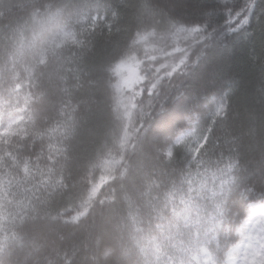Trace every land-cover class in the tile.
<instances>
[{
  "label": "trees",
  "instance_id": "obj_1",
  "mask_svg": "<svg viewBox=\"0 0 264 264\" xmlns=\"http://www.w3.org/2000/svg\"><path fill=\"white\" fill-rule=\"evenodd\" d=\"M22 2L25 6L14 13L11 23L0 21V124L6 125L22 115L26 126L31 115L46 126L61 119L63 113V118L74 121L75 133L66 142L70 145L64 168L67 188L41 206L35 222L29 221L18 229L23 241H9L12 258L23 256L22 242L36 239L41 247L30 258V264H113L131 228L129 210H137L147 228L149 209L142 193L150 182L169 180L161 175V170L170 166L162 161L160 150L188 136L194 126L202 132L219 102L228 105V113L213 127L211 158L215 160L221 153L227 157L229 149L235 148L242 168L253 171L264 163V0H256L246 31L226 34L204 49L187 75L175 81L163 106L153 110L135 138V147L126 150H121L118 143L122 122L112 110L106 65L122 54L139 56L146 66L152 63L150 56L162 61L174 44L168 16L174 12L186 21L203 22L204 7L211 6L214 0ZM145 3L157 10L155 17L142 14ZM36 9L37 20L60 9L58 24L42 31L31 17ZM97 16L100 24L96 31H83ZM85 19L89 23H84ZM225 19L223 9L217 11L209 21V30L223 25ZM108 24L112 26L111 34ZM62 31L76 32L83 45H68L57 56H50L46 65H40L41 49ZM137 31L146 34V39L136 41L133 33ZM29 94L31 102L26 106ZM25 107L24 112L15 110ZM23 143L29 152L40 150L39 141L35 145ZM108 152L123 155L128 169L126 179L107 188L109 196L115 188V202L106 200L101 205L97 201L78 224L66 223L80 197L86 195L88 165ZM92 172L93 176L99 175V169ZM231 209L229 221L219 229V246L215 242L210 246L218 264L227 260L240 239L235 213L242 209V201L236 199ZM225 232L231 233V240L225 241ZM8 259L7 252L0 255V264H6Z\"/></svg>",
  "mask_w": 264,
  "mask_h": 264
},
{
  "label": "snow or ice",
  "instance_id": "obj_2",
  "mask_svg": "<svg viewBox=\"0 0 264 264\" xmlns=\"http://www.w3.org/2000/svg\"><path fill=\"white\" fill-rule=\"evenodd\" d=\"M24 6L22 0H0V21L11 23L14 13ZM255 7L256 0H214L211 6L204 7L203 22H189L172 12L167 26L174 44L162 61L150 56L152 63L146 66L145 60L131 54L109 61L105 72L112 110L122 122L118 138L121 150L135 147V138L153 110L157 105L163 106L175 81L187 75L211 42L248 29ZM221 9L226 15L223 25L209 30L210 19ZM38 11L34 10L31 17L42 31L58 24L60 9L37 20ZM142 14L155 17L158 12L145 3ZM89 19L83 22L89 23ZM99 24L97 16L83 31L95 32ZM106 27L111 34V24ZM133 36L136 41L146 39V34L139 31ZM68 45L82 46L83 41L74 31L58 32L41 49L38 63L46 65L50 56H57ZM19 89L17 85L16 91ZM24 102L26 106L31 102V94ZM15 110L24 112L27 108ZM227 113L226 103L217 104L202 132L194 126L188 136L160 150L162 161L170 166L162 169L161 175L169 180L150 182L142 193L149 209L147 228L140 213L129 210L131 228L127 239L120 243L113 264H218L210 246L214 242L219 246V229L229 221L236 199L242 201V209L235 213L240 239L234 247L240 251L230 253L222 264H264V163L253 171L242 168L235 148L229 149L227 157L221 153L219 158H211L213 127L226 119ZM61 116L46 126L31 115L26 126L22 115L6 125L0 124V255L8 253L6 264H30V258L41 247L38 240L22 242L23 256L15 259L8 251L9 241H23L18 229L29 221L35 222L41 206L67 188L64 168L70 145L66 142L75 133V123L63 118V113ZM24 141L33 145L39 141L40 150L29 152ZM88 168L86 195L80 197L66 223L78 224L97 201L101 205L106 200L114 203L115 188L111 196L107 188L126 179L128 171L123 155L117 157L111 152L90 162ZM95 169H99V175L93 176ZM224 239L231 240V233L225 232Z\"/></svg>",
  "mask_w": 264,
  "mask_h": 264
},
{
  "label": "rangeland",
  "instance_id": "obj_3",
  "mask_svg": "<svg viewBox=\"0 0 264 264\" xmlns=\"http://www.w3.org/2000/svg\"><path fill=\"white\" fill-rule=\"evenodd\" d=\"M219 103H221V102H219ZM218 103V104H219ZM238 251H240V248H237V247H233V249L230 251V253H232V254H234L235 252H238ZM229 253V254H230ZM228 259V258H227Z\"/></svg>",
  "mask_w": 264,
  "mask_h": 264
}]
</instances>
